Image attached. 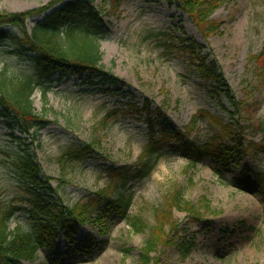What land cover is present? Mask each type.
<instances>
[{
  "label": "rangeland",
  "instance_id": "374dc122",
  "mask_svg": "<svg viewBox=\"0 0 264 264\" xmlns=\"http://www.w3.org/2000/svg\"><path fill=\"white\" fill-rule=\"evenodd\" d=\"M52 1L0 0V12H24ZM112 1L95 0L92 7L107 30L98 43L100 64L118 82L87 86L80 79L54 77L31 96L35 111L48 121L31 148L65 205L84 204L106 186L111 191L112 183L101 173L104 166H130L138 160L148 131L145 115L132 113L131 106L157 108L175 130L191 132L196 145L219 131L212 117L241 135L244 148L250 143L264 147V0H220L210 18L221 27L207 38L176 0H122L117 6ZM37 19L28 20L27 28ZM182 46L215 63L234 103ZM8 51L0 47V69L10 75L28 73V62ZM107 113L113 116L105 121ZM87 143L96 145L95 156L61 166L65 146ZM168 148L149 176L125 184L133 193L126 219L107 214L100 222L106 224L99 226L94 219L105 203L99 199L76 243L59 235L54 248H41L33 260L20 263L136 264L161 214L156 210L166 208L162 222L172 223L175 231L164 228L170 242L151 254L162 264H264V185L255 184L264 173V150L247 147L239 162L233 155L235 161L230 156L225 166L209 155L193 164L181 156L179 145ZM17 151L0 120V208L20 207L8 231L26 233L32 221L19 202L22 180L11 165ZM178 198L195 206L199 219L173 207ZM134 218L143 221V232L130 226ZM185 242L193 247L181 258L177 247Z\"/></svg>",
  "mask_w": 264,
  "mask_h": 264
},
{
  "label": "trees",
  "instance_id": "16d2710c",
  "mask_svg": "<svg viewBox=\"0 0 264 264\" xmlns=\"http://www.w3.org/2000/svg\"><path fill=\"white\" fill-rule=\"evenodd\" d=\"M94 1L54 0L33 10L19 13L0 12V47L10 48L9 54L24 58L29 64L28 73L10 75L6 69H0V120L18 147L11 165L22 180L19 202L32 221L31 232L11 233L8 231L9 220L14 216V212L21 208L14 205L0 208V264H21L22 261L33 260L41 248H54L59 235L68 244L70 242L74 244L80 227L92 221L89 211L91 212L95 203L101 202L99 199L105 203L94 219L97 224L106 219L107 214L126 219L133 193L125 184L130 180L139 181L149 176L158 156L167 153L171 144L179 145L182 148L181 156L193 164L199 162L197 160H200L201 156L209 155L226 166L235 161L233 155L238 156L239 162L243 153H247V147L264 150L258 143H250L244 148L241 135L212 117L210 119L220 125L219 131L209 136L201 145H196L189 139L191 132L175 130L157 108L151 110L147 103L142 107L131 106L132 113L145 115L148 131L147 142L138 160L130 166L117 167L113 164L104 166L101 173L112 183L113 189L109 191L106 186L95 192V195L89 197L84 204L80 202L72 207L65 205L57 188L50 185V177L42 172L31 148L38 140L39 132L48 124L45 117L35 111L31 96L36 88L44 91L43 83L53 77L58 79L76 77L87 86L118 82V78L105 72L100 64L101 53L98 43L106 30L92 7ZM121 1L113 0L112 3L117 6ZM176 1L181 4L204 38L219 31L220 22L210 16L219 6L220 0ZM34 17L38 19L28 29L27 22ZM180 48L199 60L204 68L205 77L217 84L219 90L234 103L215 63L205 62L203 56L194 53L193 47ZM261 53L264 56V44ZM156 115L159 128H156L154 118ZM112 116L113 113H107L103 118L106 121ZM197 118L194 116L195 121ZM105 121H102L101 125ZM95 150L96 145L92 143L69 144L63 148L58 160L62 167L66 164H76L92 155L95 156ZM230 156L231 161L228 160ZM221 172L220 169L217 170V173ZM256 182L255 184L260 186L264 185V173L257 175ZM95 196L98 199L94 198ZM173 207L199 219V210L187 201H180L178 198ZM164 210L167 209L161 208L156 211L163 214ZM161 214L157 212L155 227H151L153 231L151 237L147 238L136 264H162L158 257L151 254L155 255L158 247L170 242L169 234L163 232L164 228L175 231V227L172 223L170 227V222H162ZM129 222L135 232L145 230L141 219L134 218ZM105 224L100 223L99 226L104 227ZM192 247V242L191 244L185 242L181 244V248L177 247L180 257H187Z\"/></svg>",
  "mask_w": 264,
  "mask_h": 264
},
{
  "label": "bare ground",
  "instance_id": "6f19581e",
  "mask_svg": "<svg viewBox=\"0 0 264 264\" xmlns=\"http://www.w3.org/2000/svg\"><path fill=\"white\" fill-rule=\"evenodd\" d=\"M78 237L76 236V238L74 239V242L76 243L77 241H78ZM91 238L89 237V236H85L84 237V240H87L88 241V243H89V240H90ZM69 244H71V242L69 243Z\"/></svg>",
  "mask_w": 264,
  "mask_h": 264
}]
</instances>
